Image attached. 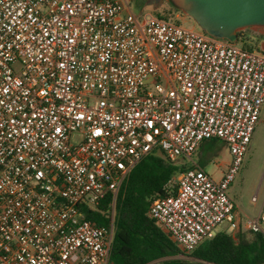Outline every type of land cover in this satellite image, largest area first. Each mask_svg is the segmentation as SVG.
I'll return each instance as SVG.
<instances>
[{
    "label": "built area",
    "instance_id": "obj_1",
    "mask_svg": "<svg viewBox=\"0 0 264 264\" xmlns=\"http://www.w3.org/2000/svg\"><path fill=\"white\" fill-rule=\"evenodd\" d=\"M263 105L261 49L128 0H0V264H109L133 166L154 151L192 159L211 139L230 151L221 178L193 162L149 214L185 252L236 230L229 189ZM109 194L100 225L88 210ZM247 228L264 237V210Z\"/></svg>",
    "mask_w": 264,
    "mask_h": 264
},
{
    "label": "trees",
    "instance_id": "obj_2",
    "mask_svg": "<svg viewBox=\"0 0 264 264\" xmlns=\"http://www.w3.org/2000/svg\"><path fill=\"white\" fill-rule=\"evenodd\" d=\"M176 11L173 9L170 14ZM171 18V16H159ZM243 35L242 31L238 33ZM156 151L138 161L123 181L115 204V229L109 264H264V237L225 231L204 240L191 252L180 249L149 214L152 200L167 192L174 176L187 169ZM111 194L88 217L108 225ZM264 210V203H263Z\"/></svg>",
    "mask_w": 264,
    "mask_h": 264
},
{
    "label": "rangeland",
    "instance_id": "obj_3",
    "mask_svg": "<svg viewBox=\"0 0 264 264\" xmlns=\"http://www.w3.org/2000/svg\"><path fill=\"white\" fill-rule=\"evenodd\" d=\"M128 6L137 15L151 12L157 16H171L173 20L183 23L186 27L201 30L191 17L176 9L169 0H128ZM173 9L176 11L170 14L169 12ZM242 33L243 35L236 42L237 45L249 50H260L262 43L260 33H264V28L251 27L242 30ZM230 160L228 146L221 140L211 139L203 143L202 148L193 155L192 159L180 158L177 163L184 167H194V162L204 167L215 178H219ZM218 163L222 165L218 167ZM229 194L236 203V218L239 221V227L235 230L229 224L224 223L218 226L215 232L225 231L237 234L241 230L248 236H252V231L247 228V224L262 212L264 203V105L242 170L231 185Z\"/></svg>",
    "mask_w": 264,
    "mask_h": 264
},
{
    "label": "water",
    "instance_id": "obj_4",
    "mask_svg": "<svg viewBox=\"0 0 264 264\" xmlns=\"http://www.w3.org/2000/svg\"><path fill=\"white\" fill-rule=\"evenodd\" d=\"M191 17L206 34L237 42L238 33L264 28V0H169ZM260 49L264 51V41Z\"/></svg>",
    "mask_w": 264,
    "mask_h": 264
},
{
    "label": "flooded vegetation",
    "instance_id": "obj_5",
    "mask_svg": "<svg viewBox=\"0 0 264 264\" xmlns=\"http://www.w3.org/2000/svg\"><path fill=\"white\" fill-rule=\"evenodd\" d=\"M260 36H261V38H260V39H261V40H262V42H263V41H264V33H262V34L260 33Z\"/></svg>",
    "mask_w": 264,
    "mask_h": 264
},
{
    "label": "crops",
    "instance_id": "obj_6",
    "mask_svg": "<svg viewBox=\"0 0 264 264\" xmlns=\"http://www.w3.org/2000/svg\"><path fill=\"white\" fill-rule=\"evenodd\" d=\"M128 9L130 10V7L128 6ZM229 164V163H228ZM227 167H228V165H227ZM227 167H226V169H227ZM225 169V170H226ZM224 173V172H223ZM223 173L221 174V176L223 175ZM221 176L219 177V178H221Z\"/></svg>",
    "mask_w": 264,
    "mask_h": 264
}]
</instances>
